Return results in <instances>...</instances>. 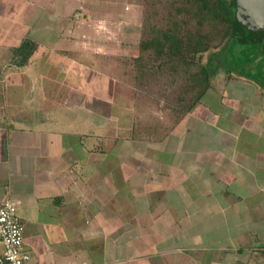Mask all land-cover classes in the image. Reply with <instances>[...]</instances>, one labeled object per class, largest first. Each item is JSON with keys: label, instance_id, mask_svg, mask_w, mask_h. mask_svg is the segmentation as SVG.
Returning a JSON list of instances; mask_svg holds the SVG:
<instances>
[{"label": "crops", "instance_id": "0c3cea01", "mask_svg": "<svg viewBox=\"0 0 264 264\" xmlns=\"http://www.w3.org/2000/svg\"><path fill=\"white\" fill-rule=\"evenodd\" d=\"M81 2L0 0V201L29 264H264V63L217 73L162 123L119 101L142 0ZM23 38L35 50L16 67ZM68 66L104 68L108 88L53 73Z\"/></svg>", "mask_w": 264, "mask_h": 264}, {"label": "trees", "instance_id": "16d2710c", "mask_svg": "<svg viewBox=\"0 0 264 264\" xmlns=\"http://www.w3.org/2000/svg\"><path fill=\"white\" fill-rule=\"evenodd\" d=\"M156 4L142 0L140 34L132 66L137 81L138 73L145 70L146 58L159 70L164 67L170 75L185 76L193 97L187 108H181L183 116L206 94L210 79L215 75L213 57L200 66L199 55L218 48L216 51H220L222 61L232 68L239 64L236 52L231 53L234 45L239 44V38L262 36L264 32H250L235 21L234 0H173L167 2L164 10L158 9ZM34 50V44L26 38L11 49L16 67L24 65ZM230 59L233 65L228 63Z\"/></svg>", "mask_w": 264, "mask_h": 264}, {"label": "rangeland", "instance_id": "374dc122", "mask_svg": "<svg viewBox=\"0 0 264 264\" xmlns=\"http://www.w3.org/2000/svg\"><path fill=\"white\" fill-rule=\"evenodd\" d=\"M173 2V0H150V2L157 3L158 9L162 8L163 10L166 8L167 2ZM83 5L89 6L91 4H95V9L97 11H100L102 8L105 7H111L114 12H122L121 7L123 4H126L127 6L133 3H139L140 0H82ZM18 4L20 2L18 1ZM17 4V17H22L23 10L21 7H18ZM133 12V11H132ZM159 14V12H158ZM158 16V15H157ZM156 16V18H157ZM159 22L158 20H156ZM47 25L44 22H40L37 25V28H44ZM45 29V28H44ZM264 32V29L262 33ZM108 42V41H107ZM136 45V42H135ZM236 45V44H235ZM234 45L233 50L231 53L236 52V58L237 60L240 59V69L239 64L232 67L227 66V63L222 62V55L219 52L215 50L210 51L208 53L199 55V65H204L208 58L211 56L213 57L211 59L213 65L216 67L215 75L217 73H228L231 71L234 73L233 75L237 74L239 77H243L245 79H249L247 68L249 67L251 61L255 60L256 57L258 60H260L259 65L263 66L264 62H261L260 54L263 50L264 46V39L263 36H253L252 38L247 37H240L239 38V44L236 46ZM134 47V46H133ZM132 47V49H133ZM52 49V48H49ZM135 50V47H134ZM136 51V50H135ZM230 53V54H231ZM239 54V55H238ZM134 54L133 59L135 58ZM132 59V60H133ZM124 61H127L125 65H127L130 60L125 59ZM56 62L54 58L50 59L49 64H52ZM146 65L145 70H142L140 73H138V81L136 79V71L131 68L130 70H126V73L122 75L120 78L124 84H126L125 90H121L120 92V102L126 103L127 107L128 105L133 103V101L138 102V105H142L140 108L144 111L145 116L150 117L153 114L160 122L163 123V121H178L180 118H183L184 116H181L182 109L187 108L189 101L193 97V92L191 94L190 85L185 80V76L180 73L170 75L167 73L166 68L162 67L161 70L157 69L156 64L151 63V61L146 58L145 59ZM233 62V59L229 60L228 63L231 65ZM75 67V66H74ZM229 67L227 70L226 68ZM61 70V71H60ZM60 70L56 69L53 73H56L58 75V78L66 81L71 82L72 78L75 77V85H79L81 88L85 85L86 89L87 86L92 87H98L99 84L102 86H106L108 88L109 80L106 78V75L104 73V68H101L99 71L94 73L90 70H83L79 73V75H76V73L72 70L71 67H65L61 68ZM243 70V71H242ZM73 72L75 73L74 75ZM215 77V76H214ZM213 79V78H211ZM210 79V80H211ZM66 86V85H65ZM118 87V86H116ZM99 88V87H98ZM119 88V87H118ZM84 90V89H83ZM83 90H81L83 92ZM119 95V93H118ZM175 112V114L173 113Z\"/></svg>", "mask_w": 264, "mask_h": 264}, {"label": "built area", "instance_id": "2783aa9c", "mask_svg": "<svg viewBox=\"0 0 264 264\" xmlns=\"http://www.w3.org/2000/svg\"><path fill=\"white\" fill-rule=\"evenodd\" d=\"M14 203L0 201V264H29V255L22 250V226L17 220Z\"/></svg>", "mask_w": 264, "mask_h": 264}, {"label": "water", "instance_id": "95a60500", "mask_svg": "<svg viewBox=\"0 0 264 264\" xmlns=\"http://www.w3.org/2000/svg\"><path fill=\"white\" fill-rule=\"evenodd\" d=\"M235 21L250 32L264 29V0H234Z\"/></svg>", "mask_w": 264, "mask_h": 264}]
</instances>
